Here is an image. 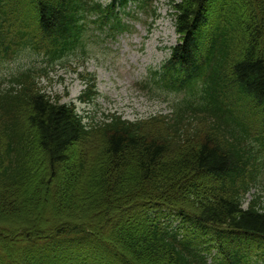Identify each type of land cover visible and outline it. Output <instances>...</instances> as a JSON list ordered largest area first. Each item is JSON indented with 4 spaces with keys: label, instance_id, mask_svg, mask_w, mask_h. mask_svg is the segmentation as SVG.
<instances>
[{
    "label": "trees",
    "instance_id": "16d2710c",
    "mask_svg": "<svg viewBox=\"0 0 264 264\" xmlns=\"http://www.w3.org/2000/svg\"><path fill=\"white\" fill-rule=\"evenodd\" d=\"M129 1L0 0V63L44 60L0 91V264H208L215 246L230 264L264 259V197L246 199L264 189L246 166L260 152L248 121L264 123V0H170L181 43L151 73L183 97L99 122L40 81L98 31L127 30Z\"/></svg>",
    "mask_w": 264,
    "mask_h": 264
},
{
    "label": "rangeland",
    "instance_id": "374dc122",
    "mask_svg": "<svg viewBox=\"0 0 264 264\" xmlns=\"http://www.w3.org/2000/svg\"><path fill=\"white\" fill-rule=\"evenodd\" d=\"M168 2L159 1L160 17L153 24L151 18L148 22L140 20L130 33L120 35L115 41L88 42L86 58L81 52L73 54L65 62L66 66H57L48 78L41 81L42 85L60 95L62 102L74 101L81 112H90L99 122L111 114H120L133 121L152 114L170 113V104L150 98L140 86L147 78L149 67H159L168 57L170 47L179 39ZM32 60L42 63L40 57L25 54L20 62L0 66V74L12 73L21 64ZM93 80L94 89L98 91L91 99L95 102L79 100ZM259 179L264 182V174Z\"/></svg>",
    "mask_w": 264,
    "mask_h": 264
}]
</instances>
